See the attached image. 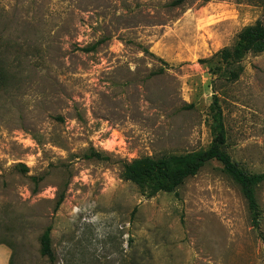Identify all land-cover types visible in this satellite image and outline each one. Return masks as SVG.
<instances>
[{
    "label": "rangeland",
    "instance_id": "1",
    "mask_svg": "<svg viewBox=\"0 0 264 264\" xmlns=\"http://www.w3.org/2000/svg\"><path fill=\"white\" fill-rule=\"evenodd\" d=\"M173 1L0 0V264H264V183L255 231L217 161L173 193L121 176L208 148L215 96L226 151L264 173V53L236 81L200 62L264 22V5Z\"/></svg>",
    "mask_w": 264,
    "mask_h": 264
},
{
    "label": "trees",
    "instance_id": "2",
    "mask_svg": "<svg viewBox=\"0 0 264 264\" xmlns=\"http://www.w3.org/2000/svg\"><path fill=\"white\" fill-rule=\"evenodd\" d=\"M186 0H174L171 6H180ZM264 5V0H259ZM96 45L85 49L94 50ZM264 53V22L256 23L243 28L231 48H224L214 54L209 60L200 62L220 63L224 68L226 80L236 81L243 72L240 65L248 54ZM212 142L206 149L188 152L185 154H168L159 157H141L126 162L121 173L125 181L134 183L142 189L150 191L151 195L159 192L173 193L184 182L196 176L209 162L217 161L223 166V171L239 186L246 200L252 228L260 231L262 211L257 200V188L264 183V173H249L244 170L226 151L227 131L223 112L217 97L211 105ZM101 158L100 154L94 155ZM63 202L60 198L58 205ZM41 255L51 263L56 260L51 244V227H48L41 236Z\"/></svg>",
    "mask_w": 264,
    "mask_h": 264
},
{
    "label": "crops",
    "instance_id": "3",
    "mask_svg": "<svg viewBox=\"0 0 264 264\" xmlns=\"http://www.w3.org/2000/svg\"><path fill=\"white\" fill-rule=\"evenodd\" d=\"M10 254V253H9Z\"/></svg>",
    "mask_w": 264,
    "mask_h": 264
}]
</instances>
